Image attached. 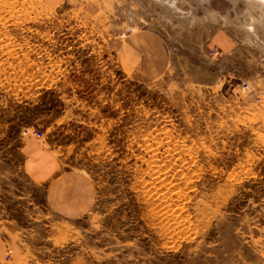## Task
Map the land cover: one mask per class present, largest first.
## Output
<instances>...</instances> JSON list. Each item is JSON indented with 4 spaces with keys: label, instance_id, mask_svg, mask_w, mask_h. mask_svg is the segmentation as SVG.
Returning <instances> with one entry per match:
<instances>
[{
    "label": "rangeland",
    "instance_id": "rangeland-1",
    "mask_svg": "<svg viewBox=\"0 0 264 264\" xmlns=\"http://www.w3.org/2000/svg\"><path fill=\"white\" fill-rule=\"evenodd\" d=\"M29 136L89 176L86 217ZM0 264H264L260 4L0 0Z\"/></svg>",
    "mask_w": 264,
    "mask_h": 264
},
{
    "label": "crops",
    "instance_id": "crops-1",
    "mask_svg": "<svg viewBox=\"0 0 264 264\" xmlns=\"http://www.w3.org/2000/svg\"><path fill=\"white\" fill-rule=\"evenodd\" d=\"M30 175L45 184V200L51 211L65 220L86 217L95 201V189L88 175L79 171L55 173L54 151L39 147L30 138L25 142Z\"/></svg>",
    "mask_w": 264,
    "mask_h": 264
},
{
    "label": "built area",
    "instance_id": "built-area-1",
    "mask_svg": "<svg viewBox=\"0 0 264 264\" xmlns=\"http://www.w3.org/2000/svg\"><path fill=\"white\" fill-rule=\"evenodd\" d=\"M30 134L34 135V136L37 137V138H42V137L44 136L43 133H41V132H36V131L30 132V131L28 130L27 132L24 133L25 136H28V135H30Z\"/></svg>",
    "mask_w": 264,
    "mask_h": 264
},
{
    "label": "bare ground",
    "instance_id": "bare-ground-1",
    "mask_svg": "<svg viewBox=\"0 0 264 264\" xmlns=\"http://www.w3.org/2000/svg\"><path fill=\"white\" fill-rule=\"evenodd\" d=\"M258 4H260V6L264 9V0H252Z\"/></svg>",
    "mask_w": 264,
    "mask_h": 264
}]
</instances>
